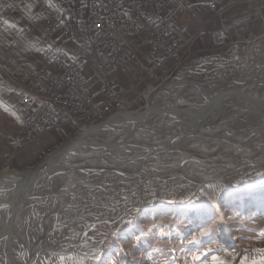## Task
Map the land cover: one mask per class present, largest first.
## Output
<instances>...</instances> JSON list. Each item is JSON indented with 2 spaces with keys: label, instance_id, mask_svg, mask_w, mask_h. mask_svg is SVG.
Wrapping results in <instances>:
<instances>
[{
  "label": "rangeland",
  "instance_id": "rangeland-1",
  "mask_svg": "<svg viewBox=\"0 0 264 264\" xmlns=\"http://www.w3.org/2000/svg\"><path fill=\"white\" fill-rule=\"evenodd\" d=\"M45 6L60 13V6L51 1L45 0ZM192 8L189 34L195 36L178 59V68L170 66L167 72L156 73L152 47L145 35L125 36L124 51L133 57L121 67L128 69L129 85L105 84L97 93L90 88L95 98L102 100L105 99L103 88L124 92V99L120 97V109L111 116L142 112L152 101L169 97L176 104L189 108L187 102L172 94L179 92L183 85H186L185 91L200 88L199 95H193L194 102L213 98L229 102L253 99L260 94L254 88L256 83H262L264 96V0L222 15L214 14L205 6ZM15 9L11 7L6 15L12 16L18 11ZM33 10L22 8L9 30L0 29V63L7 59L5 55L11 54L8 53L11 50L41 48L46 42L48 34L40 28L41 23L32 15ZM78 27L74 34L81 29L85 33L84 26L79 24ZM217 35L222 36L220 44L214 40ZM52 37L63 39L58 35ZM196 39L204 43L199 45ZM87 45L91 47L87 38L75 42V48L81 53ZM54 49L63 50L61 47ZM71 59L78 61L73 56ZM92 60L98 64L93 53ZM81 67L89 81L82 64ZM101 68L109 72L120 70ZM38 78L39 74L32 84ZM32 84L27 88L28 95H39L40 85ZM244 91L246 94L241 98ZM22 112L23 105L20 109L14 104L0 105V179L9 173L34 169L69 139L81 136L88 126L111 117L71 130L65 128L60 133L49 132L42 135L38 143L26 144L23 138L26 119L21 117ZM158 122L165 125L164 120ZM12 142H17L16 150ZM212 160H205L207 162L197 169L194 168L202 160L195 156L191 162L183 161L184 164L174 160L163 166L161 172L167 177L160 179L115 177L117 183L104 189L92 187L68 194L70 201L59 205L56 215L51 208L54 197L42 199L37 207L39 210H31L34 214L29 217L28 224L22 207L12 227L0 233V264H19L15 255L18 240L24 242V260L30 264H244L242 238L246 226L254 225L255 216L264 217V165L251 168L250 164L240 166L238 163L237 166L234 161L216 163ZM97 162H101L99 156L85 155L75 162V167H88ZM179 168L183 173L177 171ZM214 173H218L217 178L211 180ZM98 174L88 175V179L96 180ZM72 175L74 178L68 184L78 179V175ZM189 177L203 181L196 183ZM78 180L82 183L83 179ZM3 198L4 194H0V200ZM6 220L7 214L0 213V228L3 229ZM24 227L28 228L25 235ZM15 238L17 241L13 240ZM28 248L31 255L26 251Z\"/></svg>",
  "mask_w": 264,
  "mask_h": 264
},
{
  "label": "built area",
  "instance_id": "built-area-1",
  "mask_svg": "<svg viewBox=\"0 0 264 264\" xmlns=\"http://www.w3.org/2000/svg\"><path fill=\"white\" fill-rule=\"evenodd\" d=\"M52 1H59L60 13H53L51 6H45V0H39L44 30L49 36L58 35L68 40L78 31L80 24L84 26L98 64L117 70L133 57L124 51L125 36L143 34L152 47L157 73L180 65L178 59L195 36L189 34L192 7L205 6L214 14L222 15L263 0ZM21 4L22 0H0V29L11 17L5 15V8L16 7L17 10ZM221 39L220 35L214 38L218 44L223 42ZM39 77L32 84L40 85L39 95L29 96L28 89L21 94L26 144L38 143L37 140L49 132L60 133L65 128L71 130L103 121L120 109L121 98L124 99V92L111 88H103L105 99L95 98L81 64L61 49L47 48L43 52Z\"/></svg>",
  "mask_w": 264,
  "mask_h": 264
},
{
  "label": "water",
  "instance_id": "water-1",
  "mask_svg": "<svg viewBox=\"0 0 264 264\" xmlns=\"http://www.w3.org/2000/svg\"><path fill=\"white\" fill-rule=\"evenodd\" d=\"M254 103H261L259 108L255 107L256 110H252L256 106ZM225 119L226 121H216L202 111L194 112L188 107H179L176 102H167L162 99L152 101L142 112L117 113L100 124L88 126L81 136L69 139L48 154L34 169L9 173L0 179V194H4V198L0 200V213H10L4 222L5 229L10 228L11 222L18 219L17 215L22 207L23 214L26 213L27 218L25 223L28 224L29 217L34 214L31 210L35 211L42 199L54 197V200H57L56 198L64 196L70 188L72 191L69 195L86 188L104 189L117 183L115 177H129V179L167 177L161 172L165 164L170 165L167 160L172 159L176 153L191 154L188 151L190 149L185 147L193 141L213 142L214 139H219L222 143L230 144L228 148H231V150H225L223 156L226 153L227 155L237 153L238 157L244 156L243 158L250 163L247 165L251 168L254 165H264V141L257 147H254L255 144L251 142V139H264V102L256 100L239 114ZM160 120H164L165 125L176 121L182 125L178 127L183 129L187 124H192V129H196L177 131L169 128V125H160L158 122ZM196 124H201V127L199 128ZM205 128L211 131L202 132ZM94 132L101 134H94ZM111 138L114 140L108 142ZM91 154L99 156L101 162L88 167H78V169L75 167V162ZM205 162L207 161L198 163L195 169ZM62 164H69L80 173H84L86 177L98 173L101 177L98 176L96 180L90 179L89 182L80 180L82 183H78L79 180L75 179L73 183L68 184V181L74 178L73 172L66 171ZM7 192L11 194L5 195ZM20 193H25L24 203H17L14 199V196ZM54 206L51 205V208L56 215L60 209ZM27 230V227L23 228L24 235ZM24 248V242L18 240L17 260L19 264H30L29 261L24 260ZM33 248L36 251L39 250L35 245Z\"/></svg>",
  "mask_w": 264,
  "mask_h": 264
},
{
  "label": "crops",
  "instance_id": "crops-1",
  "mask_svg": "<svg viewBox=\"0 0 264 264\" xmlns=\"http://www.w3.org/2000/svg\"><path fill=\"white\" fill-rule=\"evenodd\" d=\"M28 7H31L32 10L34 9L32 11V15L36 18V21L41 23L40 28L44 30L39 0H24L18 11L22 8L26 9ZM18 11H16L4 25L6 30H9L13 25V22L15 21L14 18ZM190 12L193 13V8ZM80 26L82 27V25ZM79 39L86 40V34L82 29L78 33L74 34L73 38L68 40H61L47 35L46 42L41 48L35 49L32 47L31 49H27L25 51H9L8 53L11 54H6L5 57L7 59L0 63V105L14 104L19 107V109L22 108L20 93L29 88L33 80L38 76L39 68L43 63V52L47 48L61 47L69 58H72V56L77 58L83 65L85 73L89 78V86L93 92L97 93L105 84L113 85L115 82L117 85L123 87L129 85V72H127L128 69L125 68V66L121 67L117 72H109V70L101 68L97 63L92 62L93 52L90 45H87L85 51L82 53L78 52L75 48V42L77 43ZM139 39L140 38L137 40ZM199 40L201 41L199 42ZM199 40L196 39L195 41L197 44L202 45L204 41H202V39ZM145 46L148 45L145 44ZM148 48L150 47L148 46ZM134 88H136V86ZM17 121L19 122V130H21L22 121L20 118L19 120L17 119ZM59 139L60 137L57 138V142ZM12 145L13 150L18 148L17 142H12ZM254 220V225L250 224L249 226H246L245 233L242 238L245 248L244 264H264V217L258 215L254 217Z\"/></svg>",
  "mask_w": 264,
  "mask_h": 264
},
{
  "label": "bare ground",
  "instance_id": "bare-ground-1",
  "mask_svg": "<svg viewBox=\"0 0 264 264\" xmlns=\"http://www.w3.org/2000/svg\"><path fill=\"white\" fill-rule=\"evenodd\" d=\"M48 1H51V2H53L54 4H57V5H59L60 6V3H59V1H52V0H48ZM11 7H6L5 8V15H6V13L8 12V10L10 9ZM53 13H57V12H54V11H52ZM252 82V81H251ZM193 84V83H192ZM192 84H190V85H192ZM193 85H195V84H193ZM209 85V84H208ZM211 85V84H210ZM184 87H186V85H183L182 87H181V90L179 89L178 91L179 92H173L172 94L173 95H175L176 96V98H182V100H184L185 102H187L188 103V105H189V108L188 109H191V110H194V112H198V111H202V112H204L207 116H209L210 118H213V120H216V121H226V119L225 118H227V117H229V116H233V115H237V114H239L243 109H245V108H247L250 104H252L253 102H255L256 100L257 101H259V102H264L263 101V99H264V96L262 95L263 94V90L261 89L262 88V83L260 84V83H256V85H255V89L257 90V92L259 91V96L258 97H253V99H247V100H245V101H242V100H231L230 102L229 101H225V99H223L222 98V100H216V99H210L209 101L207 100V101H204V102H201V101H196V102H194L193 100H194V96L193 95H199V89H195V91L194 90H188V91H185V88ZM209 87V86H208ZM204 88H206V86L204 87ZM220 88V87H219ZM218 88V89H219ZM223 88V87H222ZM236 88V87H235ZM189 89V88H188ZM194 89V88H193ZM187 90V89H186ZM256 90H254V91H256ZM207 91H209V90H207ZM210 91H212V90H210ZM222 91V90H221ZM206 92V91H205ZM202 93V92H201ZM211 93V92H210ZM209 93V94H210ZM212 93H213V91H212ZM211 93V94H212ZM172 94H169L170 96L172 95ZM246 94V91H244L243 93H242V95H241V98H243V96ZM205 95V94H204ZM261 95H262V97H261ZM201 96V95H200ZM208 96V95H207ZM213 96V95H212ZM221 96H222V94H221ZM206 97V96H205ZM211 97V96H210ZM215 97V96H214ZM171 98L172 97H169V98H165V99H163L164 101H167V102H172V101H174V100H171ZM208 98H209V96H208ZM197 99V98H196ZM199 99V98H198ZM203 99V98H202ZM255 104V103H254ZM260 104L261 103H256L255 105L256 106H254V108L252 109V110H256L255 109V107L256 108H259L260 107ZM178 105V104H177ZM179 107H181L182 108V106L179 104L178 105ZM193 106V107H192ZM258 106V107H257ZM251 117H252V115H250ZM191 122H194V121H191ZM195 123V122H194ZM193 123V124H194ZM228 124V123H227ZM225 124L226 126H230V124ZM169 125V124H168ZM170 125H173V127H170ZM169 125V128H172L173 130H177V131H187V130H189V131H191V130H195L196 128H194V129H192V124H187L184 128L185 129H183L182 127H178V126H182L180 123H178V122H176V121H174V122H172L171 124ZM199 125V126H198ZM201 124H196V126H198L199 128L201 127L200 126ZM211 130L210 129H208V128H205L202 132H210ZM101 134L100 132H94V134ZM112 140H114V138H111L108 142H112ZM116 140V139H115ZM262 141H264V139L263 140H257V139H251V142H253L255 145H253L254 147H257V145H259V143H260V145L263 143ZM251 145H252V143H250ZM103 145H104V142H103ZM259 145V146H260ZM228 146H230V144H228V143H222V142H220V140L219 139H214L213 140V142H209V141H201V142H196V141H193V143H191L190 145L188 144L185 148H189L190 150H188V151H190V153L191 154H193L196 158H198V159H201L202 161H205V160H211V159H213L212 161L213 162H229V163H232L231 161H234V163L237 165L238 163L240 164V166H241V164H243V163H245V164H250V163H248V161L246 160V159H244L243 157L244 156H242V157H238V155H237V153H235L236 155H233L232 153H228L229 155H232V156H229V155H227V153L225 154V155H227V156H223V154H224V152H225V150H231V148L229 147L228 148ZM228 152V151H227ZM230 152V151H229ZM191 154H188V152H182V154L180 153H176L174 156H173V158L172 159H170V160H167V162H172V161H178L180 164H184L185 162H186V160H187V162H191L192 160H194V156H191ZM241 158V159H240ZM238 159V160H237ZM225 160V161H224ZM183 161H184V163H183ZM201 162V161H200ZM199 162V163H200ZM176 164H177V162H175ZM238 166V165H237ZM236 166V168H238ZM62 167L66 170V171H70L71 170V172L74 170L69 164H62ZM195 169V168H194ZM202 169V168H201ZM224 172H228V171H230V170H226V169H222ZM162 171V170H161ZM178 172H180V173H183V170H181L180 168L177 170ZM201 171V170H200ZM199 171V172H200ZM223 171L221 172V173H223ZM195 172V171H194ZM201 172H203V171H201ZM233 172H235V171H233ZM74 174H76V175H78V179H83V180H87L88 182L90 181V179H92V178H90L89 180H88V177H86L85 175H82V174H80V172H78V171H76V172H73ZM163 173V172H162ZM164 174V173H163ZM185 174V173H184ZM195 174V173H194ZM199 174H201V173H199ZM216 174H218V173H216ZM215 173L213 174V176H211L210 177V179L211 180H215L216 178H217V175H216ZM186 175H189V176H192L190 173H188V174H186ZM81 176H83V177H81ZM199 177V176H198ZM191 180H193L194 182H196V183H201V181H203V180H197V179H194V178H191V177H189ZM201 178V177H200ZM221 180H224V179H221ZM72 183V182H71ZM99 189H101V188H99ZM70 191H72L71 190V188L70 189H67V191L64 193L65 195L63 196H61V197H58V198H56L57 200H55V201H53V206H54V204H55V206L54 207H56V208H58L59 206L58 205H62V203L63 202H66L65 204H67L69 201H70V198H68V194H69V192ZM11 193L9 192H7L5 195H10ZM14 199L16 200V202L17 203H21V202H23L24 203V200H25V193H20V194H18V195H15L14 196ZM54 200V199H53ZM58 202V203H57ZM23 205V204H22ZM119 210V209H118ZM53 212V211H52ZM54 213V212H53ZM7 214V213H6ZM10 213H8L7 215H9ZM0 223H1V221H0ZM4 224V223H3ZM12 224H13V221L11 222V227H12ZM0 225H2V223L0 224ZM4 226H5V224H4ZM3 226V229L2 228H0V233L1 234H3L7 229H5V227ZM0 227H2V226H0ZM10 227V228H11ZM17 227H19V226H17ZM10 228H8V229H10ZM1 231H3V232H1ZM16 231V230H15ZM14 234H16L17 232H13ZM12 235V234H11ZM11 235H9V236H11ZM3 236V235H2ZM13 240H16V238L15 239H13ZM17 241V240H16ZM20 242V241H19ZM17 243H18V241H17ZM28 250H29V254L28 255H31L32 254V252H30V249L28 248L26 251L28 252ZM33 251V250H32ZM16 255V254H15ZM25 255V254H24Z\"/></svg>",
  "mask_w": 264,
  "mask_h": 264
}]
</instances>
